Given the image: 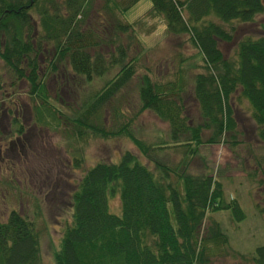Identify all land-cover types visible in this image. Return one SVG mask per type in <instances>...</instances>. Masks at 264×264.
<instances>
[{"label":"trees","instance_id":"16d2710c","mask_svg":"<svg viewBox=\"0 0 264 264\" xmlns=\"http://www.w3.org/2000/svg\"><path fill=\"white\" fill-rule=\"evenodd\" d=\"M137 1L127 0L123 9ZM150 2V9L164 18L168 33L185 35L199 53L191 92L198 121L190 116L179 94L181 87L152 81L146 74L138 86L139 110L148 109L167 123V142L153 146L126 125L106 131L91 123L93 117L77 116L79 135L82 127L93 128L104 138L125 132L152 165L149 168L126 150L117 162L98 161L87 168L69 193L71 220L63 227L50 264H203L206 242L226 241L217 220L209 219L205 226L208 213L228 209L235 221L245 217L236 199H223L222 184L211 173H191L187 167L200 145L224 141L226 132L235 137L238 120L232 97L246 101L255 134L264 141V36L239 39L231 57L219 48L220 40H231L236 22L251 23L264 12V0ZM90 3L0 0V58L14 73L12 83L24 78L29 92L40 98L35 106L38 121L48 123L42 108L53 121L61 114L47 100L41 61L49 73L62 69V77L73 72L88 82L118 66L93 94L96 105L90 110L134 74V58H126L121 43L82 28ZM130 25L114 27L123 32ZM102 46L112 48L103 52ZM165 148L180 149L182 161L171 166L151 157L150 151ZM114 195L119 198V214L109 211L108 201ZM251 259L264 264V244L255 247ZM0 264H41L38 230L33 220L15 209L0 220Z\"/></svg>","mask_w":264,"mask_h":264},{"label":"rangeland","instance_id":"374dc122","mask_svg":"<svg viewBox=\"0 0 264 264\" xmlns=\"http://www.w3.org/2000/svg\"><path fill=\"white\" fill-rule=\"evenodd\" d=\"M111 1L91 0L82 28L121 43L126 58H134V74L94 110H90L96 105L93 94L118 66L89 82L68 72L65 81L62 69L49 73L51 69L40 59L47 100L51 109L61 112L53 121L42 108L47 123L35 115L40 98L29 92L24 78L12 83L14 73L0 58V220L4 221L11 209L33 220L39 233L41 264L53 260L63 227L71 220L69 193L87 168L98 161L117 162L126 150L149 168L152 165L125 132L104 138L95 129L82 127L79 135L74 121L77 116L93 117L91 123L106 131L126 125L137 138L153 146L167 142V123L148 109L139 110L138 86L146 74L152 81H170L181 87L179 94L194 122L198 121L196 103L191 101L193 75L201 62L196 48L185 35L168 33L162 15L150 9V0H138L126 10L127 0ZM117 23L131 25L122 32L114 27ZM261 35L264 12L251 23L236 22L231 40H220L219 48L225 57H231L239 39ZM111 48L101 49L108 52ZM232 105L238 120L235 137L226 132L224 141L200 145L187 167L191 173H211L222 184L223 199H236L245 214L235 221L228 209L208 213L205 226L209 219L217 220L226 241L206 242L203 264H254L253 251L264 244V141L255 134L246 101L232 97ZM16 137L21 146L8 149V142ZM150 155L171 166L182 161L180 149H155ZM108 207L110 212L120 213L118 195L109 198Z\"/></svg>","mask_w":264,"mask_h":264},{"label":"flooded vegetation","instance_id":"af4514ba","mask_svg":"<svg viewBox=\"0 0 264 264\" xmlns=\"http://www.w3.org/2000/svg\"><path fill=\"white\" fill-rule=\"evenodd\" d=\"M13 146H17V147L21 146V142L18 137H16L14 141L8 142V149H11V150L14 149Z\"/></svg>","mask_w":264,"mask_h":264}]
</instances>
